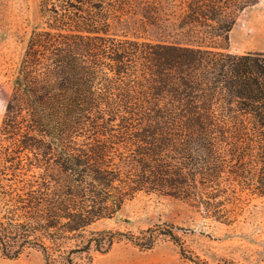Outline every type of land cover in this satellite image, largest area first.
Returning <instances> with one entry per match:
<instances>
[{"label":"trees","instance_id":"16d2710c","mask_svg":"<svg viewBox=\"0 0 264 264\" xmlns=\"http://www.w3.org/2000/svg\"><path fill=\"white\" fill-rule=\"evenodd\" d=\"M260 0H39L0 127V254L93 264L126 240L185 253L172 223L92 230L138 192L231 224L233 198L264 199V51L228 34ZM127 16L160 39L118 36ZM215 264H237L229 259Z\"/></svg>","mask_w":264,"mask_h":264},{"label":"rangeland","instance_id":"374dc122","mask_svg":"<svg viewBox=\"0 0 264 264\" xmlns=\"http://www.w3.org/2000/svg\"><path fill=\"white\" fill-rule=\"evenodd\" d=\"M41 26L39 0H0V127L14 79L28 38ZM113 32L128 38L140 36L151 41L159 38L157 30L127 16ZM228 49L233 53L264 51V0L239 15L228 34ZM9 165L1 160L0 169ZM233 222L224 224L203 218L186 202L158 194L138 192L111 219L100 220L92 230H118L138 234L156 224L172 223L184 242L185 253L215 264L229 259L237 264H264V199L247 192L236 193ZM93 264H193L181 256L179 248L160 239L152 250L140 251L126 240L113 245L106 254L93 253ZM0 264H42L36 253L9 260L0 254Z\"/></svg>","mask_w":264,"mask_h":264}]
</instances>
